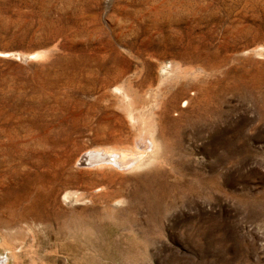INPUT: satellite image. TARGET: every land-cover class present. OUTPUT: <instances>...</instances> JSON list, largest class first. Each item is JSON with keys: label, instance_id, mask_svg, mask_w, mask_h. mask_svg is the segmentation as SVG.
<instances>
[{"label": "rangeland", "instance_id": "1", "mask_svg": "<svg viewBox=\"0 0 264 264\" xmlns=\"http://www.w3.org/2000/svg\"><path fill=\"white\" fill-rule=\"evenodd\" d=\"M0 259L264 264V0H0Z\"/></svg>", "mask_w": 264, "mask_h": 264}, {"label": "bare ground", "instance_id": "2", "mask_svg": "<svg viewBox=\"0 0 264 264\" xmlns=\"http://www.w3.org/2000/svg\"><path fill=\"white\" fill-rule=\"evenodd\" d=\"M175 69V68H174ZM121 87L117 86V89H120ZM122 90V89H120ZM124 90V89H123ZM123 94L127 95L125 91H122ZM133 121H138L139 118L133 116ZM143 122V121H142ZM154 132V127L152 125L147 126V128L144 129L143 133L141 132L138 133L136 140L134 141H129L130 144L125 145L124 147H122L121 151H117V152H110L109 150H100V149H95V150H88L84 153V155L81 157V161L85 164V163H98L103 161V159H107V162H111V163H115V161H123L122 163H129V162H133L134 159L138 158V153H141L139 151V149L141 147H145L143 148V150H146L149 146H151V143L155 142V138L153 135ZM136 136V135H135ZM135 139V138H134ZM146 145V146H145ZM153 147V146H152ZM142 149V148H141ZM112 151V150H111ZM105 152V153H104ZM145 152V151H144ZM107 153V154H106ZM112 156H114L115 160H108L109 158H111ZM119 157V158H118ZM128 157V159L126 158ZM126 158V160H125ZM147 159V158H146ZM138 160V159H137ZM136 160V161H137ZM145 159H142V161L138 162V165H142L141 163L144 161ZM105 161V160H104ZM128 165V164H126ZM8 258V257H7ZM4 262L1 261L0 259V264H3Z\"/></svg>", "mask_w": 264, "mask_h": 264}]
</instances>
